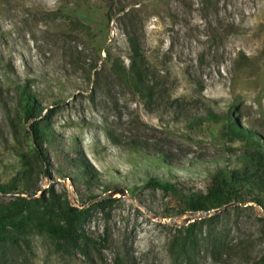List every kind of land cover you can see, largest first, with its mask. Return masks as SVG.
I'll use <instances>...</instances> for the list:
<instances>
[{
  "label": "rangeland",
  "instance_id": "374dc122",
  "mask_svg": "<svg viewBox=\"0 0 264 264\" xmlns=\"http://www.w3.org/2000/svg\"><path fill=\"white\" fill-rule=\"evenodd\" d=\"M232 106L264 136V0H0V264H264V167L230 133ZM218 168L251 184L183 224L186 196L207 194ZM161 173L172 188L146 185ZM69 225L75 241L55 236Z\"/></svg>",
  "mask_w": 264,
  "mask_h": 264
},
{
  "label": "trees",
  "instance_id": "16d2710c",
  "mask_svg": "<svg viewBox=\"0 0 264 264\" xmlns=\"http://www.w3.org/2000/svg\"><path fill=\"white\" fill-rule=\"evenodd\" d=\"M133 55L131 57V75L137 85L145 90H149L148 74L146 71V61L145 56L141 52L140 47L137 44H132ZM23 91H26V88H23ZM23 108L25 111V119L30 121L33 118L39 116V105L37 104L35 98L31 95L23 97ZM239 113L237 106H232L228 112L226 119L228 120V127L230 133H234L239 137L246 138V143L251 152L254 153V159L259 161L262 167H264V136L252 128H245L240 124L238 119L235 117ZM233 117V118H232ZM44 121L35 122L31 125V132L35 142L38 144L40 140H43L45 136H48L49 131L41 124ZM41 157L44 155L35 148ZM144 156V155H142ZM249 157V155L246 154ZM80 165L83 168L84 176L86 177L85 181L88 184H95L99 181L97 177V170L90 162L86 159L84 154L78 158ZM151 163L156 165L168 166V162L162 156H156L154 159L149 160ZM168 176L167 174H158L157 176H150L147 179V186L150 187H162V188H172L173 184L170 181L164 180ZM213 181L212 186L209 189L207 194L195 193L186 196L185 205L186 209L190 211H208L216 210L221 208L225 204H229L231 198L227 191L234 187L235 185H243L244 183L251 184L250 177L247 173L240 168L231 169V168H218L212 173ZM261 188V187H260ZM3 189V186L0 185V190ZM261 193L264 191L261 190ZM254 201L258 203H264L260 200V197L254 196ZM83 212H80L81 215ZM10 223V220L7 218V213L5 210L0 212V230L3 229L6 225ZM75 229L72 225L68 227H58L54 229V234L59 239H66L70 241H75Z\"/></svg>",
  "mask_w": 264,
  "mask_h": 264
},
{
  "label": "water",
  "instance_id": "95a60500",
  "mask_svg": "<svg viewBox=\"0 0 264 264\" xmlns=\"http://www.w3.org/2000/svg\"><path fill=\"white\" fill-rule=\"evenodd\" d=\"M121 194L123 195H128V191L124 188L120 189L119 190ZM114 194L113 193H110L108 194V196H112ZM238 203H231V204H228V205H225L219 209H216V210H208V211H193L191 213H189V217L185 219L184 223L183 224H189L192 220H195L197 218H203V217H207V216H210L211 214H216V213H219L221 211H224L225 209H227L228 207H231V206H234V205H237ZM263 214H264V209H263ZM171 223L173 224H176V225H181V223H178L177 221L175 220H172L170 219L169 220Z\"/></svg>",
  "mask_w": 264,
  "mask_h": 264
}]
</instances>
